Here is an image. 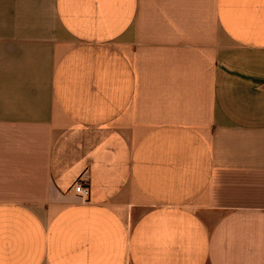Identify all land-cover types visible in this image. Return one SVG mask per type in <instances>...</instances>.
Instances as JSON below:
<instances>
[{
  "label": "crops",
  "instance_id": "0c3cea01",
  "mask_svg": "<svg viewBox=\"0 0 264 264\" xmlns=\"http://www.w3.org/2000/svg\"><path fill=\"white\" fill-rule=\"evenodd\" d=\"M0 264H264V0H0Z\"/></svg>",
  "mask_w": 264,
  "mask_h": 264
},
{
  "label": "built area",
  "instance_id": "2783aa9c",
  "mask_svg": "<svg viewBox=\"0 0 264 264\" xmlns=\"http://www.w3.org/2000/svg\"><path fill=\"white\" fill-rule=\"evenodd\" d=\"M73 191L80 197H86L89 193V188L86 183L80 179L73 185Z\"/></svg>",
  "mask_w": 264,
  "mask_h": 264
}]
</instances>
